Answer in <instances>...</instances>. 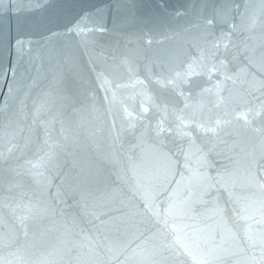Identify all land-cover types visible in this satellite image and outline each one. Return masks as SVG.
Returning <instances> with one entry per match:
<instances>
[{"label":"water","instance_id":"obj_1","mask_svg":"<svg viewBox=\"0 0 264 264\" xmlns=\"http://www.w3.org/2000/svg\"><path fill=\"white\" fill-rule=\"evenodd\" d=\"M0 264H264V0H0Z\"/></svg>","mask_w":264,"mask_h":264}]
</instances>
